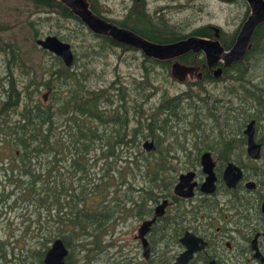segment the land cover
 <instances>
[{"label":"flooded vegetation","instance_id":"flooded-vegetation-1","mask_svg":"<svg viewBox=\"0 0 264 264\" xmlns=\"http://www.w3.org/2000/svg\"><path fill=\"white\" fill-rule=\"evenodd\" d=\"M86 1L96 4L97 15L118 25L128 23L137 32L159 36L162 27L152 22L160 21H167L164 25L177 32L165 19V6L150 10L149 0H120L126 11L118 18L108 16L111 11L99 7L100 0ZM47 10L40 12L53 14ZM210 27L217 37L220 27L206 28ZM193 29L165 43L195 36L190 34ZM115 42L96 43L122 60L135 57L139 62L134 53L139 52L143 76L137 79L121 73L109 82L99 80L94 88L101 92V99L102 92L110 97L109 104L96 108L99 133L104 129L102 117L109 114L122 120L126 135L114 137L108 151L105 145L96 151L97 144L103 146L101 137L94 148L84 151L104 161L101 166L109 162L115 199L104 213L100 200L95 211V207L79 206V223L84 224L78 234L70 236L65 232L72 218L61 202L66 198L63 193L60 203L51 205L49 222L50 230L61 223L62 232L50 235L47 249L55 239H67L69 243L63 241L68 250L64 264H264V74L224 72L233 63L209 68L201 51L161 60ZM167 60L171 80L185 86L172 94L161 82ZM4 62L5 57L0 58V64ZM174 62L194 70L179 80L171 74ZM217 68H221L219 73L214 72ZM46 89L43 100L51 92V87ZM151 127L153 132H149ZM134 128L143 135L131 136ZM145 141L152 142L153 148L146 149ZM134 143L141 152L135 151ZM202 160H208L211 170L204 169ZM151 162L158 166L161 184L151 181V169L146 168ZM98 181L99 175L83 176L78 188L85 195L79 203L88 196L98 199ZM178 185L182 188L175 192ZM87 191L95 193L87 195ZM8 262L15 264L12 259Z\"/></svg>","mask_w":264,"mask_h":264},{"label":"trees","instance_id":"trees-1","mask_svg":"<svg viewBox=\"0 0 264 264\" xmlns=\"http://www.w3.org/2000/svg\"><path fill=\"white\" fill-rule=\"evenodd\" d=\"M31 1L42 10L45 8L50 9L46 11L48 13H52L53 11V13L59 14L61 17L60 20L73 21L77 25L75 29H72V34L65 35L57 31L54 32V35L63 41L73 43L75 38L84 37L86 34H89L98 40L95 41L93 38L86 39V42L90 44L88 47L94 46L91 42L116 43L110 37L92 33L70 9L57 0ZM233 1H238L241 4L244 2L243 0ZM90 7L96 14H99L95 3L91 4ZM40 9H38V12H40ZM248 12L249 8L247 6L242 21L245 20ZM149 21L152 22V20ZM164 23H167V21L152 22V24L162 27L161 30L163 32L159 36H156V32L149 33L145 30L137 32L134 26L125 22H122L120 25L130 27L136 30L135 32L139 35L158 43L175 41L187 35L182 32L170 30ZM240 25L230 35H227L220 28L219 35L216 37L211 27L206 28L212 25L195 28L190 34L218 39L228 49L234 43ZM65 26L63 25V27ZM37 36L38 33L36 31L33 38L36 39ZM262 37H264V23L256 27L251 39L250 49L247 50L243 60L233 63L230 67H224V72L252 74L253 70L251 68L253 67L254 69V64L249 59L253 58L256 61L254 57L256 52H259L264 57V38ZM100 46L101 48L99 50L101 51L109 50L103 44ZM73 47L75 53L73 63L77 64L84 45L81 43L79 48L75 45ZM2 51H7V55L4 57L7 59L8 69L5 74L6 86L2 89L3 97H0V137L3 138L0 140V144L6 145L10 149L13 158L8 156L0 158V172H2V176L7 177L3 181L4 183L9 180L16 182L12 185L17 190L12 189L8 192H1L0 202L13 198L14 204L25 203L31 206L33 208L32 216L38 224L37 229L40 236L38 238V234L35 233V240L32 246L22 249L18 254L14 252V246L9 248V244H18L19 239L12 242L10 238L6 240L0 238V260L5 264L7 262V255H12L20 258V264H32L35 262L41 264L45 250L48 248L49 242H51L50 235L56 232V230L49 229L48 207H51L54 202L60 203V197L63 193L67 196L61 202L67 206L71 213L70 219L72 218L69 222L68 233L70 236L78 234L81 231V224H84L79 223V206L87 208L95 207V211L96 203L100 200L102 212L104 213V211L109 210L110 206L108 203L115 199L114 192L111 193L114 180L110 174V165L107 162L105 166H101L104 161L99 162L95 158H93L94 161L96 160L94 163L99 162L100 164L98 183L101 192L99 193L98 199L94 200L88 196L84 203H79L85 193L78 187L83 180V176L87 175L86 171L88 168V164L81 156L84 151L95 147L94 142H97L98 137L102 138L103 146L97 144L96 151H99V147L105 148L104 145L108 151L112 146L111 140L114 137L126 135V127L122 126V120L118 116H110L107 114L106 118L102 117L101 119V126L104 129L102 133H99V129L97 128L98 123L95 117L96 108L102 104H109L110 97L102 92L101 99V92L90 86L89 81H87L81 69L79 72L71 70V67H66L58 56L50 52L53 54L52 58L54 62L47 68L49 75L44 81V84L46 87H51V100H49L48 106H45L35 98V90L29 89V85L35 82L32 77L29 78L28 84L25 86V91L20 90L17 86L16 79L20 71L17 73L16 69L19 68L21 70L22 66V61L18 55L19 51L11 45L7 47L3 45ZM2 51L0 50V52ZM85 51L91 53L90 57L95 52L88 48ZM164 62L165 71H167L170 61L167 60ZM46 72L48 71L46 70ZM256 74L261 75L260 73ZM55 88H59V90ZM134 88L137 89V86ZM61 120H66L67 126L60 125ZM153 131L154 128H149V132ZM60 132L63 134H60ZM140 135H143L140 129L134 128L133 132H131V136ZM132 146H135L136 152H141L139 150V144L135 145L134 143ZM133 161L137 162V160ZM65 162L68 163L67 167L64 164ZM35 164L36 168L34 166ZM61 165L64 166L61 167ZM146 168L151 169V181L161 184V173H159L158 166L155 162H151ZM63 169L66 172L68 170V173L64 172ZM71 177H74L76 181L74 185L72 184ZM94 193L95 191H87V195ZM51 196H53V200ZM92 216H94V212ZM27 224L26 228L21 232L22 236L25 233L31 236L33 222L31 221ZM58 226L62 227V224L60 223ZM63 239L66 244L69 243L64 237ZM38 241L41 242L39 243Z\"/></svg>","mask_w":264,"mask_h":264},{"label":"rangeland","instance_id":"rangeland-1","mask_svg":"<svg viewBox=\"0 0 264 264\" xmlns=\"http://www.w3.org/2000/svg\"><path fill=\"white\" fill-rule=\"evenodd\" d=\"M148 2L150 3V10H153L157 6H165V19L171 23V26H173L177 32H189L199 25L212 24L220 27L227 35H230L241 24L244 12L247 8V3L245 1L241 4L233 0H149ZM99 3V7L111 11V13H108V16L111 17H121L126 11V8L121 6L120 0H100ZM174 4H180V6L176 7ZM34 9L31 0H0V50L2 51L3 45L5 47L11 45L19 51L18 55L22 61V66L21 70L19 68L16 69L17 73L20 71L16 79L18 88L25 91V86L28 84L29 78L32 77L35 82L29 85V89L35 90V98L43 105L48 106L49 100H51L50 93L47 95V100H43L42 96L47 92L44 81L49 75V70L47 68L54 62L52 58L53 54L38 47L35 41L37 38H42L48 34L54 35L56 31L64 33L65 35L72 34V29H75L77 25L74 24L73 21L68 22L67 20H60L61 17L57 13L47 15L45 12H38V10L36 11ZM63 25L66 26L63 27ZM36 31L38 36L35 39L33 35ZM91 38L95 41L98 40L86 34L84 37L75 38L73 43H70L72 49H74V45L77 48H79L81 43L84 45L77 64L73 63L71 70L79 72L84 70L83 66H88V70L83 71V73L91 87L98 86V83H100L99 80H106V82H109L115 79L116 75H121V73L123 76L131 73L137 79L142 78L143 70L141 68L142 63L139 52H134L135 55L139 56V62L135 57L134 59L125 58L122 60L118 58L117 53L108 54L107 51L99 50L100 48L97 47L96 42H91L94 46L88 47L90 44L86 42V39ZM86 48L95 51L92 53V57H90L91 53L85 51ZM6 53L7 51L0 52V58L6 56ZM254 57L256 61L253 58L249 59V61L254 64V69L253 67L251 68V70H253L252 73L264 74V57H262L259 52H256ZM6 61L7 59L5 57L4 64H0V97H3L2 89L6 86L5 74L8 69ZM46 70L48 72H46ZM152 79L157 80V76L152 77ZM161 82L166 88L170 89V94H172L173 91L185 88L184 85L174 83L173 80H171L169 69L165 71V80ZM160 85L162 86V84ZM55 89L59 90V88ZM23 101L25 100L23 99ZM60 125L67 126L66 120H61ZM60 134L63 133L60 132ZM1 139L3 138L0 137V140ZM7 156L13 158L10 149L6 145L0 144V158ZM94 156L95 154L92 153L90 155L89 152H86L81 157L88 164L86 174L89 175L93 173L94 176L97 177V175H99L98 172H100L99 162L102 161L99 160V162L95 164L94 162H96V160H91V157L94 158ZM64 164L66 167L68 166V163L65 162ZM34 166L36 168V164ZM63 166L64 165H61V167ZM63 170L66 172L65 169ZM1 173L2 172H0V193L8 192L12 189L17 190L16 187L12 185L16 182L14 180H9L4 183L3 181L7 179V177L2 176ZM66 173H68V170ZM71 181L73 185L76 182L74 177H71ZM48 208L49 224L51 207ZM32 214L33 208L31 206L25 203L14 204L13 198L0 202V238L3 240L10 238L12 242L19 239L18 244H9V248L14 246V252L16 254L22 249L32 246L35 240V233L38 234V238L40 236L37 229L38 224L35 222ZM31 221L33 222L31 236H28L30 235L28 233L22 236V230L25 229L28 225L27 223ZM55 230V233L61 235L62 227L57 225L55 226ZM66 230L65 234L69 231V228ZM38 242L40 243L41 241ZM6 259L7 262L5 264H11L8 262L10 259H12V263L20 264V258L17 256L7 255ZM0 264H3L1 260Z\"/></svg>","mask_w":264,"mask_h":264},{"label":"water","instance_id":"water-1","mask_svg":"<svg viewBox=\"0 0 264 264\" xmlns=\"http://www.w3.org/2000/svg\"><path fill=\"white\" fill-rule=\"evenodd\" d=\"M65 5L70 11L79 18V20L94 34L110 37L122 44L130 45L141 50L145 56L156 59L166 60L177 58L189 51H201L205 57L209 68L217 66L220 62L225 65H231L241 61L247 49L250 47V41L256 27L264 23V0H243L247 3L249 13L241 23L234 43L226 49L218 39H210L202 36H190L172 43H156L146 39L138 33L126 27L120 26L114 22L97 15L86 0H57ZM218 30V29H216ZM36 44L58 56L66 67H71L74 62V53L70 43L59 39L56 35H45L36 39ZM194 70L193 67H186L183 64L174 62L171 67V74L175 78L184 79L187 72ZM221 68L214 70L219 73ZM46 95H43L45 98ZM251 135V133H249ZM143 146L146 149H152L153 143L145 141ZM204 169L212 168L208 160H202ZM186 175H183V180ZM182 185L175 188L179 192ZM187 195V194H184ZM68 250L60 238L55 239L50 248L47 249L43 262L44 264H64V257Z\"/></svg>","mask_w":264,"mask_h":264}]
</instances>
